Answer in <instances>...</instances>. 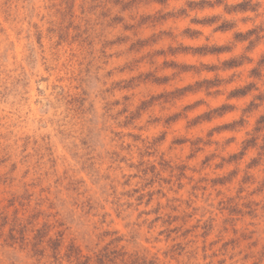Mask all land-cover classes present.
Masks as SVG:
<instances>
[{
    "label": "rangeland",
    "instance_id": "obj_1",
    "mask_svg": "<svg viewBox=\"0 0 264 264\" xmlns=\"http://www.w3.org/2000/svg\"><path fill=\"white\" fill-rule=\"evenodd\" d=\"M0 264H264V0H0Z\"/></svg>",
    "mask_w": 264,
    "mask_h": 264
}]
</instances>
